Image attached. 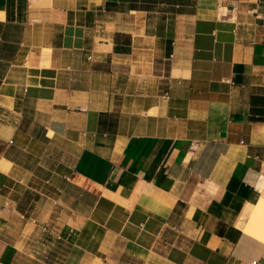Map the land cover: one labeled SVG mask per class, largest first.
<instances>
[{
  "label": "crops",
  "instance_id": "0c3cea01",
  "mask_svg": "<svg viewBox=\"0 0 264 264\" xmlns=\"http://www.w3.org/2000/svg\"><path fill=\"white\" fill-rule=\"evenodd\" d=\"M56 245L264 264V0H0V264Z\"/></svg>",
  "mask_w": 264,
  "mask_h": 264
},
{
  "label": "rangeland",
  "instance_id": "374dc122",
  "mask_svg": "<svg viewBox=\"0 0 264 264\" xmlns=\"http://www.w3.org/2000/svg\"><path fill=\"white\" fill-rule=\"evenodd\" d=\"M62 248H63L62 245H56L55 250L53 251V255H54L53 260L52 261H49V262H44V264L45 263H49V264H62V262L60 260V258H61V255L60 254L63 252V249ZM44 250H46V252H48V249L44 248L43 246L40 248L39 252L44 253ZM22 264H42V262L36 261V260L26 259V260H24L22 262Z\"/></svg>",
  "mask_w": 264,
  "mask_h": 264
},
{
  "label": "built area",
  "instance_id": "2783aa9c",
  "mask_svg": "<svg viewBox=\"0 0 264 264\" xmlns=\"http://www.w3.org/2000/svg\"><path fill=\"white\" fill-rule=\"evenodd\" d=\"M255 263V262H254Z\"/></svg>",
  "mask_w": 264,
  "mask_h": 264
}]
</instances>
